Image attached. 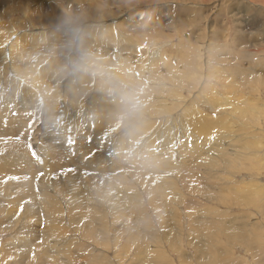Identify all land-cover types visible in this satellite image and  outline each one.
<instances>
[{
	"label": "rangeland",
	"instance_id": "374dc122",
	"mask_svg": "<svg viewBox=\"0 0 264 264\" xmlns=\"http://www.w3.org/2000/svg\"><path fill=\"white\" fill-rule=\"evenodd\" d=\"M27 1L33 9H43V7L51 6L52 4L57 6L62 5L66 8V4L62 0ZM79 1H82L80 6H83V4L101 6L100 8H102V11H100V14L97 12V14H102L101 17L105 19L108 17L107 19H111V21L108 22L107 27L96 24L95 31L92 32L81 28L69 32L70 35L68 36L64 51L59 55L61 63L53 67L49 65V58L34 60L37 53L22 57L23 59L31 60L33 68L46 64V68L51 69L55 74L56 80L54 84L50 86L49 94L46 97L40 94L29 82L23 81L24 79H16L7 65L9 62L8 49H6L7 45L12 42L18 30H20L16 25H23L24 22L13 20L15 18L17 19L18 15L0 18V51L3 53L0 56V123L5 122V127L7 126L10 128V126L13 127L16 125L14 122L21 123L23 120L24 123L22 124V128L25 123L28 127L18 138H14L15 141H13V137H11L12 139L8 137L5 140L12 142V144L14 142L15 144H19L17 139H25L26 146L24 150L18 145H11L9 149L7 148L5 150L4 148L1 149L0 173H4L8 168L11 170L13 165H17L16 163L18 162L22 163V160L27 159L30 162V167L28 168L37 170H32L30 172H38L39 169L46 167L48 155L44 154H49V147L52 146L59 148L57 152L58 157H65L68 153L72 155L77 154L80 147L89 150L86 154V159L89 164L88 169H93V162L99 151H101V154L97 157L96 162L102 161V157L107 161H114V159L112 160L114 157L116 161L118 159L117 157L120 155L124 158L123 163H125L127 169L128 163H130L129 161H132L130 157L136 156L138 161L135 162L137 163L133 164L132 162L130 164L135 166L138 165L137 167L142 166L140 168H143V170L138 168L135 171L137 179L133 180L132 183L137 185L138 188L134 194H129V196L131 198L136 195L139 198L141 196L142 198L140 199L142 201L139 206H141L142 209L136 212L134 209L136 205L132 201L129 200L128 203H124L122 200L118 203L119 207H116V212L124 211V213L131 218V221L137 224L146 219L144 223L147 225L140 223L145 226L138 225L135 226L136 228H133L124 222L117 221L114 223L109 218L110 220L106 223L107 229L104 228L105 225L103 222V224L96 223L95 225L97 228L95 229V231L97 230L96 233L105 235L101 242H97L101 240L99 237H95L94 239L87 238V234L93 235L95 231L88 232L92 231L93 220L90 221L91 225L82 224L84 222L81 220L80 214L82 212L83 215V210L79 205L83 201V197H77L76 193L70 190H67V193H65L61 190L58 191V189L56 191L44 192L46 195H43L44 193L39 189L41 179H45V184L49 185L53 177H59L60 174L65 171L58 170L56 173H52L50 170H47V174L40 171L34 175L29 174L30 176L27 175L22 177V179L24 178L22 181V179L19 178L21 176L15 174V172L11 170L13 175L11 178L9 177V182L13 183L12 190H15L14 194L21 198L19 199L16 196L13 197V195L9 197L7 193L0 189V206L4 208L0 209V264H22L21 262L25 260L29 262L27 264H50L47 261H50L49 257H47L49 254H54L57 259L62 257L60 259L62 264H84V262L85 264L86 262L87 264H158L156 261L150 263L149 255L151 254L154 258H156L157 254L161 255L159 258L160 264H264V153L261 152L264 149V144H262V142L259 144V141L264 140V118L259 121L260 129L255 130L258 131L257 136L260 135L258 138L259 141L255 143L252 142L255 144L254 149L260 151V153H255L256 155H253V159L251 158L252 160H250V158H245L249 154L248 148L245 147L243 149L245 157L240 156L236 159L234 155H228L226 158L230 159L235 165V175L233 172L231 174L230 171L232 170L218 171V173H215L224 179L223 184H221L222 191H224L223 197H229L233 194L230 190L231 187H236L241 184V182H253L251 192L249 193L248 191L243 193V197H246V200L249 197L247 203L237 202L229 207V205L224 204L223 198L220 199V196H222L220 192L216 194V196L209 198L215 199L216 201L200 198L195 192H188L187 186L190 185H188L189 179H185L186 181L182 180L183 176L178 171L182 168L184 171L191 174L192 168L196 167L197 169L195 168L196 170H193L194 176L192 175V178L196 179L197 176L196 180H198L200 184L202 182V187L211 190L212 188L209 184L215 185L210 183V178H208L212 169L204 166V159L220 158L219 150L216 149L218 145L216 142L219 144L222 143L221 145L224 150L225 144H230L231 146L229 147L233 148L235 144L246 146L250 144L251 140L248 137L250 135L248 127L242 128L238 118L229 115L237 114L240 119H243L241 114L248 113L246 111L248 108V99L251 106L257 105L258 103L259 106L264 107V84L262 87H258L259 91L257 90L256 93H249V91L256 87V76L264 82V53L261 55L259 53V47L261 46H257L264 42V4L257 2V0H255L256 2L254 0H206L209 4H202V1L196 2L198 0H193V2H188L190 4L187 3L182 5V7L187 8V10L192 13L190 17L198 19L199 23L195 26L187 27L183 34L177 35L174 39L175 41L158 42V40L163 38L166 39V35L174 27L171 24H166L169 21H165L162 15L166 14L171 18H176L177 9L180 6L178 3H162L153 0H144V2L139 3L140 0H137V4L130 6L132 3H135L134 0ZM11 4L14 5L13 0H6L4 10H8ZM77 5L79 4L75 6ZM167 5L169 7L168 10L160 13L159 10L166 9L164 6L167 7ZM228 5L230 6L228 7ZM22 6L24 8L23 13H28V9L25 7L26 5L23 3ZM208 15L209 18L207 20L204 19L205 16ZM82 17L87 18L85 15H82L81 18ZM258 24L261 26H258ZM32 26L36 28V31L33 33L34 36H36L39 41H42L45 37V33H39L41 30H39L40 28L36 21H32ZM57 28H55V30H58L57 33L59 35L53 33L52 36L55 35L54 38L57 39V41H66V39L60 38L62 33H59V31H61L63 27L60 26ZM28 30H30V28H28ZM176 30L177 27L173 29L174 32ZM211 30L218 36L219 41L216 42L219 43L221 47L224 46L223 49L226 50L225 52L220 50V52L226 55L225 57L228 58L227 60L234 59L231 65L219 61L218 59L213 61V65L215 64L214 67L218 66L221 70L227 69L226 66H233L231 73L223 76L209 75L208 69L210 63L207 60V55L209 54L207 44L210 42L208 38L211 34ZM232 30L236 31L234 32ZM262 34L263 36H261ZM198 35H201V39L197 37ZM186 40L188 44L190 43L189 47L191 49L188 48L189 50L184 54L182 53V46ZM237 43H242L245 47L247 45V50L251 49L249 52L252 53L248 54L247 60L244 56L243 59H241L240 54L242 52L240 51L239 53V44L237 45ZM68 47H70V52L67 50ZM194 48H202L200 53H198L199 56L196 54L197 51L194 54L192 53V51L194 52ZM156 53L161 54V56L159 59L153 61ZM163 54H167L166 56L168 58L172 57L169 55H173L174 58L167 60L166 56ZM222 56L224 57V55ZM231 56L234 57L232 58ZM165 61L169 64V68L162 65ZM147 62L148 65H146ZM149 64L153 65V67H150ZM252 64H254L255 71L252 69ZM79 69L87 74V80L81 81L79 77L76 76ZM150 69L151 71L160 70L161 72L159 75H162V79L152 82V78L155 77V75L151 77L146 75V71L148 73ZM143 73L145 74V78H141ZM128 76L129 78H127ZM146 80H149L152 84L150 92V86L145 82ZM16 84H19L18 90L26 89V92L34 94L31 98L24 97L27 103L26 101L23 102L24 99L21 98L22 94L16 95ZM99 85L100 89L98 88ZM245 85L247 87H245ZM191 87L194 92L192 95L199 93V97L193 110L188 114L192 125L190 131L186 128L187 126L184 124L183 119H181L183 117L180 115L185 107L191 104L190 100L193 97L192 95L190 96V100L186 102L187 106L184 104L181 105L180 101L183 97L187 96V92ZM106 88L126 95L127 99L122 96H115V102H112L109 107L112 111L119 110L120 112L118 114L109 113L106 118L102 119L99 117L96 110L90 108V102L99 100L101 95L106 94L102 92ZM180 88L179 96H176L175 91ZM68 89L73 90V93H80V95L76 97L77 102H74L68 97ZM150 94L154 97H151ZM144 96L146 102H152V106H143ZM49 98H52L53 103L56 104V108H52V103L48 104ZM217 99H221L219 106L209 109L210 104L214 103ZM2 101L5 103L3 104ZM234 102H238L236 107L232 106ZM23 103L25 104L23 105ZM26 104L29 105L26 106ZM120 104H127L129 106L128 110H121L119 107ZM46 109H50L52 115H54V113L58 114V125H65L63 120L66 115L70 117L74 116L77 123L74 125V128L71 127L68 130L63 129L62 132L61 130L57 132L53 129L52 133L51 128L46 130L45 127L46 119L43 111H46ZM199 111L203 113L212 112L211 118L219 124L214 129L213 135L216 138L219 137L224 140H219L221 141L219 142L210 140L212 137H210V139L207 137L208 140L205 141L206 145L203 143L207 148L202 143H199L202 146L198 145L201 147V153L203 151L206 152V150L208 152L207 155V152L202 153V158L200 157V153L196 152L191 144V139H193L194 143V139L198 133L194 123L197 112ZM128 114L130 117H128ZM178 115L180 117H178ZM26 116L28 118H25ZM171 117L173 119L171 124L170 122H163L164 119H166L165 121H170ZM2 119L3 121L1 122ZM94 119L99 121L101 125L106 128L101 137L100 134L96 137L94 135L96 127ZM12 121L13 124H10ZM227 123L235 125L234 129L230 127L232 130L230 129L224 132L225 136H227V132L231 134L227 136L230 142H227V138L222 135V126L224 125L226 127ZM84 128H88V130L82 134ZM112 128H114L112 132L108 131V129L110 130ZM54 132H57V134ZM49 134L50 136H48ZM164 134H166V136ZM31 135L32 138L27 139V137ZM126 135H131V138L128 137V139L130 138L131 142L133 141L134 144L131 145L130 149L126 148L124 150L125 152L123 151L121 155V153L119 154V152H117L116 147L120 139L125 140V137L127 138ZM56 136L59 140H57ZM64 136L67 140L65 141L66 144H64L62 138ZM47 137H51L52 139H48ZM166 137H168L169 140H167L169 143L165 140ZM186 139L187 141H185ZM54 140L57 141L55 142ZM52 141L55 142V144ZM225 141L227 143H225ZM57 142H60V144H57ZM43 147L44 150L40 151ZM67 147H70L71 150L69 149L66 151ZM166 147L167 149L164 150ZM189 147L191 148L187 149ZM248 147L251 148V146ZM160 148L162 150H160ZM61 150L62 153L60 152ZM146 150H148V152H146ZM237 150H240V148ZM24 151H27V153ZM250 151H252V148ZM209 153L213 154L211 155ZM10 154L15 158L11 159ZM39 154L42 157H40ZM218 154L219 156H217ZM19 155L21 158H26L27 156V159H21ZM148 155H153V157L156 158V160H153L154 166L151 167L155 171L153 180L164 179L168 182V180L172 179L173 186H175L177 193L176 196L184 198H181V202H178V204L176 202L178 198L174 200L175 204L169 202L166 204L164 198H158L155 203L152 202V193L155 190V183L150 181V177L144 181L149 175V168L146 165V161L148 165L153 162L143 158ZM140 156L143 158V161ZM32 158L35 159V162ZM50 158L52 159V157ZM164 158L168 160L171 158L170 161H168L170 163ZM18 159L19 161H17ZM86 159L83 162H85ZM126 159L127 161L125 162ZM199 159H201L202 162L198 161ZM26 163L27 161L23 162L20 168H23V165L25 166ZM36 164L43 165L39 166ZM163 164H165V167H167L166 165H171V169L169 168V170L163 171ZM172 164L174 165L172 166ZM187 164H189L190 167H187ZM34 166L35 168H33ZM226 166L227 165L224 164L225 168ZM204 168H206V171ZM26 173L29 172L26 170ZM113 174L118 178L122 176L118 171H114ZM225 174L231 175L228 179H225ZM2 178L3 177L0 176V179ZM202 178H204V184ZM14 179H16L17 182H15ZM29 179L32 180L31 182H33V185L36 184L35 188L32 189L34 192L33 195L31 191H25V187H23L26 186L25 183ZM173 186L169 185L170 188ZM36 187H38L37 191ZM23 193H25L24 195L29 194V196H24ZM116 194L117 201L96 202L95 208L103 212L109 207H112L111 205L114 206L119 201V192H117V188ZM47 196H51L50 199L60 205V210L64 211V209L70 208L71 205L76 206L77 210L79 209L75 214V219L71 220L67 218L66 213L68 209L63 215L60 213L61 216L56 218L57 228L60 231L57 235L60 234L61 237L58 240H49L45 238L46 236L49 238L51 236L49 234L50 229H54V225H51L49 228L47 224H45V218L43 216V208H45L44 206H48ZM8 199H10L11 202H8ZM20 201L25 205L31 206L32 213L28 210L17 208ZM93 201L94 200L91 199L89 203L93 204ZM160 205H163L164 212H159L157 210V207ZM126 209H128V211ZM10 212L12 213L9 214ZM138 217H140V219ZM106 219L108 220V218ZM148 221H150V224ZM98 227H101V230ZM29 228L30 230H28ZM46 229H49V235L45 234ZM226 229L235 232V234H233L235 237L233 236L234 238L232 240L229 239L227 234H222V231ZM34 239L37 240L35 241ZM19 244H21V246H19ZM70 245L73 247L68 249ZM148 248L149 250H146ZM63 251L66 256H69L66 260H64V256L59 255V253L62 254ZM148 252L150 253L149 255ZM19 260L21 261L19 262ZM23 264H25V262Z\"/></svg>",
	"mask_w": 264,
	"mask_h": 264
},
{
	"label": "bare ground",
	"instance_id": "6f19581e",
	"mask_svg": "<svg viewBox=\"0 0 264 264\" xmlns=\"http://www.w3.org/2000/svg\"><path fill=\"white\" fill-rule=\"evenodd\" d=\"M5 1L6 0H0V18H4V17H7V16H10V15H18L17 19H13L14 21H22L24 22L23 25H16L20 30H18L17 32V35L14 36V39L12 40V42L10 44L7 45V53H8V63L7 65L9 66L10 68V71L11 73L16 77V79H19V80H22L24 79L23 81H26V82H29L33 87H35L40 94H42L44 97L48 96L49 94V88L51 85L54 84L55 80H56V76L55 74L53 73V71L51 69H47L46 68V64L44 65H41V66H37L35 68L32 67L31 65V60H26V59H23L22 57L23 56H26L28 54H32V53H37V55L34 57V60H38V59H41V58H49V65L51 67H53L54 65L58 64V63H61V59L59 58V55L64 51V48L66 46V43H67V39H68V36L70 35L69 32L71 31H76L78 28H81V29H87L89 30L90 32L92 31H95V25L96 24H101L102 27L106 26L107 27V24L109 21H111V19H105L104 17H101V15H98L97 12H99L100 14V11H102V8H100L99 6L95 5V6H92L91 4H83V6H80V4H82V1H79V0H62L65 4H66V8H64L62 5L60 6H57V5H54L52 4L51 6H45L43 7V9H39V8H32L29 4V2L27 0H13L14 1V5L11 4L10 8L8 10H4V5H5ZM98 1V0H97ZM135 3L131 4L130 6H133L135 4L138 3L137 0H134ZM151 1V0H149ZM153 1H157V2H162V3H169V2H176L178 3L179 7L177 9V15H176V18L175 17H169L167 16L166 14L165 15H162V18L165 20V21H169L168 23L166 24H171L172 26H174L170 31L169 33L166 35V39H161V40H158L159 41H170V40H174L178 34H183V32H185L186 28L189 27V26H195L197 25L199 22H198V19H195V18H191L190 15H192L191 12H189L187 10V8H183L182 5H185L187 4L188 2H193V0L189 1V0H153ZM202 1L201 3L202 4H209L208 2H206V0H198L196 2H200ZM205 1V2H203ZM220 1V0H219ZM227 1V0H226ZM231 1V0H230ZM255 1V0H254ZM71 2V3H70ZM107 2V1H106ZM116 2V1H115ZM133 2V1H132ZM144 2V0H140L139 3H142ZM215 2V1H213ZM218 2V1H217ZM225 2V1H224ZM237 2V1H236ZM256 2V1H255ZM257 2H260L262 4H264V0H257ZM25 4L26 6V9H28V13H23L24 12V8L22 6V4ZM79 4L77 6H75L74 4ZM228 3V2H227ZM230 3V2H229ZM129 4V2H128ZM190 4V3H188ZM219 4V3H218ZM245 4V2H244ZM193 5V4H192ZM212 5V4H211ZM216 5V4H215ZM222 5V3H221ZM224 5V3H223ZM194 6V5H193ZM201 6V5H200ZM203 6V5H202ZM214 6V5H213ZM220 6V5H219ZM230 5H228L229 7ZM236 6V5H235ZM245 6V5H244ZM163 7V6H162ZM185 7V6H184ZM216 7V6H215ZM222 7V6H220ZM225 7V6H224ZM126 8V7H125ZM164 8L166 9H162V10H159L160 13L164 12V11H167L168 10V5L167 7L164 6ZM176 8V7H175ZM204 8H205V5H204ZM212 8V7H211ZM236 8V7H235ZM216 9V8H215ZM228 9V8H227ZM243 9V8H242ZM245 9V8H244ZM127 10V9H126ZM207 10V9H206ZM209 10V9H208ZM221 10V9H220ZM202 11V9H201ZM204 11V10H203ZM218 11V10H217ZM225 11V10H224ZM104 12V10H103ZM219 12V11H218ZM222 12V11H220ZM227 12V11H226ZM230 12V11H229ZM232 12V11H231ZM264 12V11H263ZM207 13V11H206ZM224 13V12H223ZM251 13V12H249ZM211 14V13H210ZM209 14V15H210ZM214 14V13H213ZM217 14V12H216ZM246 14V13H245ZM248 14V13H247ZM82 15H85L87 16L86 17H82ZM209 15L208 16H205L204 19H208L209 18ZM215 15V14H214ZM221 15V14H219ZM217 15V16H219ZM230 15V14H229ZM212 16V15H211ZM224 16V15H223ZM222 16V17H223ZM187 17H190V18H187ZM202 17V16H200ZM215 17V16H214ZM213 17V18H214ZM225 17V16H224ZM105 20H104V19ZM110 18V17H109ZM113 18V16H112ZM203 18V17H202ZM227 18V17H226ZM264 19V18H263ZM125 20V19H124ZM201 20V18H200ZM205 20V21H206ZM210 20V19H209ZM224 20V19H222ZM32 21H36L37 24L39 25V30H41V32H39L40 34H44L45 33V37L43 38L42 41H39L38 38L36 36H34V32L36 31V28H34L35 26H32ZM88 21V22H87ZM219 21V20H218ZM217 21V22H218ZM236 21V20H235ZM216 22V21H214ZM222 22V21H220ZM227 23V22H225ZM234 23H237V22H234ZM239 23V22H238ZM34 24V23H33ZM81 24V25H80ZM216 25V24H215ZM239 25V24H238ZM260 24H258L259 26ZM63 27V29L61 31H59V33L61 32L62 34L60 35V38H64L66 39V41H57V39L54 38L53 33H57L58 30H55V28L57 27ZM261 26V25H260ZM177 27V30L174 32L173 29ZM217 27V26H215ZM234 27V26H233ZM264 27V26H263ZM28 28H30V30H28ZM235 28V27H234ZM247 28V27H246ZM58 29V28H57ZM53 30V31H52ZM69 30V31H67ZM249 30V29H248ZM46 31V32H45ZM234 31V30H232ZM236 31V30H235ZM234 31V32H235ZM258 31V30H257ZM239 32V31H238ZM237 32V33H238ZM260 33V32H259ZM58 34V33H57ZM37 35V34H35ZM59 35V34H58ZM263 36V34L261 35ZM199 39H201V35H198L197 36ZM243 37V36H242ZM81 39V38H80ZM186 39V38H185ZM237 39V37H236ZM235 39V40H236ZM208 40L210 41L208 45V51H209V54L207 55V49H206V55H207V60L209 61L210 63V67H209V75L210 76H223L225 74H228V73H231L232 71V68L233 66L231 67H227V69H223L221 70L218 66L214 67L213 65V61L215 59H218L219 61H222L224 63H228L229 65H231L234 61V59L232 60H227L228 58H226L225 54H222L220 52V50H223L224 52L226 50H224V46L221 47L219 43H217L216 41H219L218 40V36L214 33V31L211 30V34L208 38ZM233 40V39H232ZM234 40V42H235ZM240 40V39H239ZM175 41V40H174ZM241 41V40H240ZM249 41V39H248ZM259 42V41H258ZM257 42V44H258ZM163 43V42H162ZM166 43V42H165ZM244 43V42H243ZM251 43V41H250ZM141 44V42H140ZM158 44V43H157ZM173 44V43H172ZM190 44V43H189ZM189 44L187 42V40L184 42L183 44V50H182V53H187V51L189 50L188 48L189 47ZM225 44V43H224ZM239 43H237L238 45ZM256 44V45H257ZM236 45V46H237ZM255 45V46H256ZM226 46V45H225ZM230 46V45H229ZM257 46H261L259 47V53L262 55L264 53V42L258 44ZM169 47V46H168ZM247 47V45H246ZM245 46L241 44L238 45V51L240 53V51L242 52L240 54V57L241 59H243V56L246 58V60L248 59V54L249 53H252V52H249L251 49H246ZM249 47V46H248ZM207 48V47H206ZM191 49V48H190ZM226 49V48H225ZM232 49V48H231ZM68 52H70V47L67 48ZM160 50V49H159ZM178 50V49H177ZM202 50V48H194V52L192 51V53H196L197 51V55L199 56L198 53H200V51ZM230 50V49H229ZM257 50V49H256ZM235 51V50H234ZM161 52V51H160ZM191 52V51H189ZM258 52V51H257ZM172 53V51H171ZM174 53V52H173ZM3 53L0 51V56L2 55ZM157 54V55H156ZM155 54V57L153 58V61L155 59H159L161 54L159 53H156ZM224 55V57L222 55ZM229 54V53H228ZM232 54V53H231ZM164 55V54H163ZM167 55V54H166ZM164 55V56H166ZM177 55V54H176ZM188 55V54H187ZM185 55V56H187ZM230 55V54H229ZM169 56H172L170 58H174L173 55H169ZM184 56V55H183ZM208 56H209V59H208ZM235 56V55H234ZM233 56V57H234ZM237 56V55H236ZM232 57V56H231ZM232 57V58H233ZM167 60H169L170 58H168L166 56ZM164 59V58H163ZM176 59V57H175ZM188 59V58H187ZM162 61V60H161ZM164 61V60H163ZM251 61V60H250ZM0 62H1V57H0ZM187 62V61H186ZM152 63V62H151ZM161 63V62H160ZM219 63V62H217ZM162 64V63H161ZM255 64V63H254ZM254 64L252 69L255 71V67H254ZM145 65V64H144ZM148 65V62L147 64ZM150 65V64H149ZM164 66L168 67L169 68V64L165 61V63L163 62ZM219 65V64H218ZM258 65V63H257ZM264 65V64H263ZM153 67V65H150V67ZM162 67V66H161ZM218 67V69H217ZM262 67V66H261ZM264 67V66H263ZM142 69V68H141ZM259 69V68H258ZM261 69V68H260ZM144 70V69H143ZM148 70V69H147ZM153 70V69H152ZM157 70V69H155ZM146 71V70H145ZM154 71V70H153ZM151 71V69L149 70V72L147 73L146 71V75L151 77V76H154L152 78V82L154 81H157V80H161V76L162 75H159V73L161 72L160 70H157V71ZM144 73H143V76L141 78L144 77ZM156 75H159V76H156ZM76 76L79 77V79L81 81H85L87 80V74L83 71H81L79 69L78 73H76ZM129 78V76L127 77ZM145 78V77H144ZM255 81H256V87L249 91V93H256L257 90L259 91L258 87H262L264 82L263 80H260L257 76L255 77ZM149 86H150V89H149V92L151 90V83L149 80H146L145 81ZM18 86L19 84H16V95H20L22 94L21 98L24 99V97L26 98H31L33 97L34 94L32 93H29V92H26L27 90L26 89H21V90H18ZM245 87H247L245 85ZM98 88L100 89V85L98 86ZM264 89V88H263ZM26 90V91H25ZM180 89H176L175 93H176V96H179V93H180ZM142 91H143V88H142ZM206 91V90H204ZM102 92L106 93V94H103L100 96V99L99 100H94L92 102H90V108L92 110H96L97 113L99 114V117L104 119L106 118V116L109 114V113H113V114H118L120 111L119 110H114L112 111L110 109V105L112 104V102H115L114 100V97L115 96H122V97H125L127 99V96L126 95H123L122 93H118V92H115V91H112V89L110 88H106L105 90H103ZM110 93V94H109ZM193 88L191 87L188 92H187V96L186 97H183L180 101L181 105H186V102L188 100H190V96L193 94ZM199 94V93H198ZM198 94H194L192 95V99L190 100V105L188 107H185L184 111L182 112V114L180 115L181 119H183V122L184 124L187 126L186 128H188V130L191 131V128H192V125L190 123V120H189V116L188 114L193 110L195 104L198 102ZM80 93L78 92H74L73 93V90L71 89H68V97H70L74 102H77L76 100V97L79 96ZM151 97H154L152 94H150ZM1 98V97H0ZM26 99L23 100V102H25ZM220 101L221 99H217L215 100L214 103H211L210 104V107L209 109H213L215 108L216 106H219L220 104ZM259 101V100H257ZM3 102V101H2ZM128 102V101H127ZM248 102V108H247V112L248 113H245V114H241L243 119H240L237 114L236 115H229V116H233V117H236L238 118V121L241 123L242 125V128L243 127H248V130H249V133L250 135L248 136L251 140L250 144L248 146H251L252 148V151H250L251 148H249L248 146L246 145H240V144H235L234 145V148L233 147H229L231 146L229 143V145L225 144V150L222 148V143L219 144L218 142H216V144H218L216 146V149L219 150V154H220V158L218 159H204V166L207 167V168H211L212 169V172H210L208 178H210V183H213L215 185H210V187L212 188L211 190H208V189H204L202 187V182L201 184L199 183L197 179V176H196V179L195 178H192V175L194 176L193 174V170H196L195 168H192V173L190 174L189 172L187 171H184L182 168L180 170H178L182 176H183V179L182 180H185V179H189V183L187 186L188 188V192H195L196 194L199 195L200 198H203V199H207V200H212V201H216L215 199H209V198H212L213 196H216V194H218L219 192L221 193L222 196H220V199L223 198V202L224 204L226 205H229V207L231 205H233V203H237V202H240V203H247L248 199L246 200L244 197H243V193L245 192H248L249 193L251 192L252 190V187H253V182H241V184H239L238 186L236 187H231L230 190L231 192H233L232 195H230L229 197H223V192L222 191V186L221 184H223L224 182V179L222 177H220V175L218 174H215V173H218V171L222 172L224 170H232L230 171L231 174L232 172L234 173V175L236 174L235 170H236V167L235 165L233 164V162L230 160V159H226L228 155H234L235 158L237 159L238 157L242 156V157H245L244 156V152H243V149L246 147L248 148L249 150V154L245 157V158H250V160L253 159V155H256L255 153H260V151L254 149V146L256 141H259L258 138L259 136H257L258 134V131H255V130H259L260 129V126H259V121L262 120L264 118V107H261L258 105L255 106H251L250 103H249V99L247 100ZM260 102V101H259ZM5 102H3L4 104ZM27 103V101H26ZM52 103V108H56V104L53 103V100L52 98H49L48 99V104H51ZM129 103V102H128ZM22 104V103H21ZM25 103H23L24 105ZM130 104V103H129ZM238 104V102H234L232 104V106L236 107ZM29 105V104H28ZM26 104V106H28ZM144 107H150L152 106V102L150 101L149 103L145 101V96H144ZM187 106V105H186ZM120 109L121 110H128L129 106L127 104H120ZM19 109V108H18ZM22 109V108H21ZM28 110V109H27ZM24 111V109H23ZM25 113V111H24ZM258 113V114H257ZM43 114L45 116V119H46V123H45V127H46V130L51 128V131L53 133V129H55L57 132H59L63 129H70L71 127L74 128V125L77 123V120H75V117L72 116L70 117L69 115H66L63 122H65V125H58L57 124V119H58V114L57 113H54V115H52V112L50 109H46V111H43ZM249 115V116H247ZM259 115V116H258ZM174 116V115H173ZM178 115V117H180ZM128 117H130V115L128 114ZM177 117V116H176ZM212 117V112L210 113H203V112H197V115H196V118H195V123H194V126L196 127L197 129V136L195 137L194 139V143H193V139L191 144H192V147L193 149L200 153V157L202 158L203 156L202 153H204L205 151H203L201 153V150L200 148L202 147L199 143H205V141H207V137H212L210 140H215V141H224L222 139H220L219 137H214L213 135V131L214 129L217 127V125H219L217 122L213 121V119L211 118ZM1 118V117H0ZM25 118H28L27 116ZM15 120V119H14ZM26 120V119H25ZM71 120V121H70ZM95 120V119H94ZM166 119L163 120L164 123H169L171 124L172 122V117H171V120L170 121H165ZM3 121V119L1 120V122ZM11 121V120H10ZM70 121V122H69ZM178 121V120H177ZM242 121V122H241ZM9 122V120H8ZM182 122V124H183ZM16 123V125H14L13 127L10 126L9 127H5V122L3 123H0V140H4V141H0V152H1V149L4 148L5 149H9L10 146H14V145H18L20 146L23 150H24V147L26 146V141L25 139H17L16 141L19 142V144H15V142L12 144V142H9V141H5L8 137H13L14 138H18L23 132H25L28 127L26 125V123L24 124L23 128H22V124L24 123L23 120L21 121V123L19 122H14ZM29 123V122H28ZM70 123V124H69ZM95 123H96V127H95V130H94V135L95 137L100 134V137L103 135V131H105V127H103L101 125V123L97 120H95ZM10 124H13V121L12 123L10 122ZM30 126V125H29ZM173 127V126H172ZM182 127V126H181ZM228 129H227V128ZM226 127L223 125L222 126V135H224V137L227 138V136H230L231 134L229 132L226 133L227 136H225L224 132L226 130H230L231 128L234 129L235 128V125L232 124V123H227ZM231 127V128H230ZM22 128V129H21ZM175 128V126H174ZM114 128L112 129H108V131L112 132ZM166 129H170V128H166ZM173 129V128H172ZM231 129V130H232ZM45 130V131H46ZM54 130V131H55ZM86 130H88V128H84L83 131H82V134L83 132H86ZM127 130V129H126ZM165 130V129H164ZM175 130V129H174ZM179 130V128H178ZM124 131V130H123ZM121 131V132H123ZM168 131V130H167ZM166 131V132H167ZM170 131V130H169ZM173 131V130H171ZM184 131V130H183ZM186 131V130H185ZM57 132L55 134H57ZM64 132V131H63ZM174 132V131H173ZM47 133V132H45ZM74 133V132H72ZM128 133V132H127ZM171 133V132H170ZM180 133V132H179ZM185 133V132H184ZM62 134V133H61ZM81 134V133H80ZM175 134V133H174ZM182 134V133H180ZM43 135V134H42ZM166 136V134H164ZM172 135V133H171ZM183 135V134H182ZM40 136V135H39ZM47 136V135H46ZM45 136V137H46ZM50 136V134L48 135ZM62 136V135H61ZM127 136V135H126ZM42 137V136H41ZM60 137V136H59ZM83 137V136H82ZM128 137L131 138V135L127 136V138L125 137V140H121L118 142V145H117V152H119V154L121 153V155L123 154L122 152L126 149V148H129L131 147L132 144H134V142L132 141L131 142V139ZM164 137V136H163ZM186 137V136H184ZM9 138V139H10ZM31 139L32 138V135L27 137V139ZM48 138V137H47ZM51 138V137H50ZM48 138V139H50ZM57 138V136H56ZM63 140H64V144H66L65 141L66 138L65 136L62 137ZM216 138V139H215ZM12 139V138H11ZM46 139V138H45ZM52 139V138H51ZM84 139V138H83ZM168 137L165 138V140H167ZM174 139V138H172ZM184 139V138H183ZM57 140H59V138H57ZM56 140V141H57ZM169 140V139H168ZM167 140V141H168ZM182 140V139H181ZM200 140V141H199ZM15 141V139L13 140ZM55 141V140H54ZM55 141V142H56ZM85 141V140H84ZM125 141V142H124ZM171 141V140H170ZM187 141V139L185 140ZM214 141V142H215ZM219 141V142H221ZM227 142H230V139L227 138L226 139ZM225 141V143H227ZM45 142V141H44ZM49 142V141H48ZM53 142V141H52ZM55 142H53L55 144ZM253 142V143H252ZM261 144H264V140H261L259 141ZM42 143V142H41ZM51 143V142H49ZM68 143V142H67ZM169 143V141H168ZM187 143V142H186ZM224 143V142H223ZM33 144V143H32ZM44 144V143H43ZM57 144H60V142ZM63 144V142H62ZM164 144V143H163ZM162 144V145H163ZM194 144V145H193ZM53 145V144H52ZM161 145V146H162ZM198 145H200L201 147H199ZM204 145V144H203ZM206 145V143H205ZM204 145V146H205ZM220 145V146H219ZM36 146V144H35ZM43 146V145H41ZM57 146V145H56ZM165 146V145H164ZM169 146V145H168ZM219 146V147H218ZM227 146V147H226ZM233 146V145H232ZM19 147V148H20ZM30 147V145H29ZM49 147V146H48ZM206 147V146H205ZM214 147V145H213ZM218 147V148H217ZM32 148V147H31ZM64 148V147H63ZM191 147L187 148V149H190ZM207 148V147H206ZM211 148V147H210ZM238 148H240V150H237ZM70 149V147H67L66 148V151H68ZM159 149V148H158ZM167 147L164 149L166 150ZM175 149V148H174ZM204 149V148H203ZM212 149V148H211ZM3 150V151H4ZM12 150V149H10ZM16 150V149H15ZM22 150V151H23ZM44 150V147L43 149L41 148L40 151ZM47 150V149H46ZM71 150V149H70ZM128 150V149H127ZM160 150H162L160 148ZM184 150V149H183ZM213 150V149H212ZM14 151V150H13ZM59 151V148L58 147H55V146H52V147H49V154H44V155H48L47 157V165L45 168L43 169H39L38 172H44L45 174H47V170H50L52 173H56L58 170H61V171H65V172H62L60 174L59 177H53L52 180H51V183L49 185H46L45 182L46 180L45 179H41L40 180V183H39V189L41 192H47V191H56L58 189V191H64L65 193H67V190H70L71 192H75L76 193V196L77 197H83L82 198V202L80 203V207H82V210H83V215H82V212H81V220H83L84 223L82 224H85V225H88L90 224L91 220L92 223H93V228H92V231H88V232H94L95 229H97L95 227L96 223H101L103 224L104 223V228L107 229L106 227V223L111 219V221H113L114 223H116L117 221H120V222H124L125 224H129L130 226H132L133 228H136L135 226H138V225H141L140 223H144V221L146 222V219L143 220L142 222H140L139 224L131 221V218L128 217V215H126L124 213V211L120 212H116V207H119L118 206V203H120L122 200L124 203H128V201H132L136 207L134 208L136 210V212H139L142 207L139 206V204L141 203V199L142 198L140 196V198L136 195L134 196L133 198H131L129 196V194H134V192L137 191V188L138 186L135 185L134 183H132L133 180H136V170L140 167H137L138 165H132L130 163L133 162V164L137 163L135 161H138V158L136 156H132L130 157L132 159V161L128 160L130 163H128V169L126 168L127 166L125 165V163H123V160L124 158L121 157L120 155L117 157L118 159L115 161L116 158H112V160L114 159V161H107V160H104V158L102 157V161L100 162H96V159L97 157L101 154V151H99L97 157L94 159V166H93V169L92 168H89L88 169V161L86 159V154L88 153L89 150H86L82 147H80L79 149V152L77 154H67V156H63V157H58L57 156V152ZM130 151V150H128ZM159 151V150H158ZM191 151V150H189ZM210 151V150H209ZM215 151V149H214ZM11 152V151H10ZM25 153H27V151H24ZM36 152V151H35ZM62 153V150L60 151ZM125 152V151H124ZM146 152H148V150H146ZM165 152V151H164ZM185 152V151H184ZM207 152V150H206ZM205 152V153H206ZM264 153V149L261 151ZM12 153V152H11ZM16 153V152H15ZM14 153V154H15ZM22 153V152H21ZM38 153V152H37ZM35 153V154H37ZM216 153V152H214ZM218 153V152H217ZM252 153V154H251ZM23 154V153H22ZM106 154V153H105ZM162 154V152H161ZM160 154V155H161ZM180 154H181V151H180ZM208 154V152L206 153V155ZM211 154V153H209ZM213 154V153H212ZM211 154V155H212ZM219 154L217 156H219ZM6 155V154H5ZM11 155V154H10ZM21 155V154H20ZM19 155V156H20ZM27 155V154H26ZM165 155V154H164ZM216 155V154H215ZM2 156V155H1ZM32 156V155H31ZM36 156V155H35ZM40 156V154H39ZM129 156H130V152H129ZM163 156V155H162ZM177 156V155H176ZM205 156V155H204ZM11 155V159H14L15 157H13ZM23 157V156H22ZM29 157V155H28ZM42 157V156H40ZM52 157V159L50 158ZM55 157V159H54ZM141 157V156H140ZM210 157V156H209ZM216 157V156H215ZM4 158V157H3ZM6 159H8L7 157H5ZM17 158V156H16ZM19 158V157H18ZM21 158V156H20ZM19 158V159H20ZM24 159H27V156L26 158L23 157ZM21 158V159H23ZM44 158V157H43ZM101 158V157H100ZM107 158V157H106ZM110 158V159H111ZM142 158V157H141ZM145 158L146 160L149 159L150 161H153L154 159L156 160V158L153 157V155H148L146 157H143ZM143 158H142V161H143ZM172 158V157H171ZM166 159L167 162L170 161V159ZM183 158V156H182ZM252 158V159H251ZM257 158V156H256ZM19 159L17 161H19ZM30 159V157H29ZM45 159V158H44ZM86 159L85 162H83L84 160ZM144 159V160H145ZM32 160L34 161L35 159L32 158ZM43 160V159H41ZM174 160V159H173ZM12 161V160H11ZM16 161V159H15ZM27 161V163L25 164V166L23 165V168H20V166H22L23 162ZM90 161V160H89ZM92 161V160H91ZM127 161V159L125 160V162ZM165 161V160H164ZM176 161V160H175ZM198 161H201V159H199ZM3 162V161H2ZM8 162V161H7ZM10 162V160H9ZM21 162V161H20ZM35 162V161H34ZM145 162V161H144ZM143 162V163H144ZM166 162V163H167ZM202 162V161H201ZM45 163V162H44ZM45 163V164H46ZM152 164H149L148 165V162L146 161V165L147 167L149 168V175L148 177L145 178L144 181H146L147 178L150 177V181H152V183H155V190L153 191L152 193V202L155 203L156 200L158 198H164V202L167 204V202L169 203H174L175 204V199H177V204L178 202H181V197H177L176 196V190H175V186H173V181L172 179L171 180H168L165 181L164 179H158V180H153L154 178V175H155V171L151 168L154 166V161L151 162ZM165 163V162H164ZM170 163V162H168ZM172 163V162H171ZM2 164V163H1ZM13 164V162H12ZM17 165H10L12 166L11 170L15 172V174L21 176L19 178L22 179V177L24 176H27V175H31V174H36L38 172H30L34 169H30L28 167H30V162L27 160H22V163H16ZM224 164H226V168L224 167ZM3 165V164H2ZM1 165V166H2ZM36 165H39V164H36ZM35 165V166H36ZM43 164H40L39 166H41ZM145 165V163H144ZM174 164H172L173 166ZM5 166V165H4ZM35 166L33 168H35ZM167 167H165V164H163V171H166V170H169V168L171 167V165H166ZM175 167V166H174ZM187 167H190L189 164H187ZM197 167H201V166H197ZM8 168V167H7ZM38 168V167H36ZM1 169V168H0ZM4 169V168H3ZM141 170H143V168H140ZM171 169V168H170ZM176 169V167H175ZM174 169V170H175ZM201 169V168H200ZM205 171H206V168H204ZM210 169V170H211ZM11 170L8 168L7 170H5V172L3 173H0V176H2L3 178L0 179V189L3 190L5 193H7V195L10 197L13 195V197H15L16 195L14 194V191L15 190H12V182H9V177L11 178L13 173H11ZM26 170L27 172L29 173H26ZM68 170V171H67ZM203 170V169H202ZM3 171V170H1ZM34 171H37V170H34ZM116 172L118 171L122 176L121 177H116L113 172ZM96 172V173H95ZM197 173V172H196ZM228 173V172H227ZM231 174H228L226 175L225 174V179H228V177L231 175ZM29 175V176H30ZM114 175V176H113ZM207 175V174H206ZM43 176V175H42ZM45 176V175H44ZM207 177V176H206ZM174 179V178H173ZM203 179V184L205 183L204 182V178ZM15 182L16 179H14ZM13 180V181H14ZM24 180V178L22 179V181ZM50 180V179H48ZM32 180H27L25 185L26 186H23L25 187V191H31L32 192V195H33V190L35 188V185H33V182H31ZM186 181V180H185ZM201 181V180H200ZM206 181V180H205ZM21 182V181H20ZM37 182V181H36ZM207 183V182H206ZM20 184V183H19ZM206 184V185H208ZM236 184V183H235ZM24 185V184H23ZM170 186H173V187H169ZM175 185V184H174ZM205 185V186H206ZM15 186V185H14ZM116 188H117V192H119L118 194V197H119V201L117 202V204H115L114 206L111 205L112 207H109L108 209H106L105 211L103 212H100L98 208H95V203L96 202H104V201H117L116 197H117V194H116ZM201 188V189H200ZM38 187H36V191H37ZM151 189V188H150ZM173 189V191H172ZM233 189V191H232ZM23 191V190H22ZM229 191V190H228ZM48 192V193H49ZM226 192V191H225ZM235 192V193H234ZM13 193V194H12ZM39 193V192H38ZM62 193V192H61ZM20 194V193H19ZM25 193H23L24 195ZM6 195V196H7ZM22 195V194H21ZM43 195H46L45 193ZM181 195V194H180ZM245 195V194H244ZM264 195V194H263ZM262 195V196H263ZM24 196H29L28 195H24ZM61 196V195H60ZM179 196V195H178ZM17 198H19V196H16ZM51 196H47L46 198L47 199V203H48V206H44L45 208H43V213H44V218H45V224H47V226L50 228L51 225H54V229L51 230L50 229V232H49V229H46V232L45 234H49L51 235L49 238H47L48 236H46L45 238L46 239H49V240H58L60 237V234L57 235L58 233H60V231L58 230L57 228V224H56V218H58L59 216L63 215L66 210H67V218L68 219H75V214L77 213V210L76 209V206H70V208H66L63 210H60V205L56 202H54L52 199H50ZM21 198V197H20ZM19 198V199H20ZM29 198V197H28ZM38 198H42V197H38ZM58 198V197H57ZM24 200L26 199L25 198H22ZM31 199V198H29ZM68 199V198H67ZM93 199L94 201L92 202L93 204H90L89 201ZM184 199V198H183ZM5 200V199H4ZM13 200V199H12ZM16 200V199H15ZM228 200V202H227ZM6 201V200H5ZM56 201V200H55ZM174 201V202H173ZM8 202H11L10 199H8ZM259 202V201H258ZM40 203V202H39ZM221 203V202H220ZM12 204V203H11ZM69 204V203H68ZM1 205V204H0ZM220 205V204H219ZM10 206V205H9ZM12 207V206H11ZM79 207V208H80ZM89 207V209H88ZM227 207V206H226ZM17 208L19 209H23V210H28L30 211V213H32L31 211V206H28V205H25L23 204L21 201L18 203L17 205ZM0 209H4L2 206H0ZM62 209V208H61ZM17 210V209H16ZM128 211V209H126ZM157 210L159 212H164V207L163 205H160L157 207ZM1 211V210H0ZM12 212H10L9 214H11ZM61 213V215H60ZM132 213V212H131ZM15 214H16V211H15ZM14 214V215H15ZM13 217V216H12ZM108 218V220L106 219ZM110 218V219H109ZM140 219V217H138ZM78 219V218H77ZM106 219V220H105ZM105 220V221H104ZM103 222V223H102ZM149 224H150V221H148ZM176 222V221H175ZM36 223V222H35ZM38 223V222H37ZM91 225V224H90ZM147 225V224H145ZM145 225H141V226H145ZM1 226V225H0ZM30 227V226H29ZM17 228V227H16ZM99 229L101 227H98ZM103 228V229H104ZM87 229V227H86ZM26 230V229H25ZM30 230V228L28 229ZM32 230V229H31ZM37 230V229H36ZM48 230V231H47ZM101 230V229H100ZM97 231V230H96ZM95 231V234L91 235V234H87V238H101V240H98L97 242H101L103 240V238L105 237L104 234H99V233H96ZM110 232V231H109ZM34 233V232H33ZM39 233V232H38ZM86 233V232H85ZM106 233V232H105ZM108 233V232H107ZM14 234V233H13ZM12 234V235H13ZM48 234V235H49ZM214 234V233H212ZM222 234H227L229 239H233L235 236L233 234H235V232L231 231V230H224L222 231ZM238 234V233H237ZM42 235V234H41ZM230 235V236H229ZM34 236V235H32ZM40 236V235H39ZM214 236V235H213ZM234 236V237H233ZM13 237V236H12ZM16 237V236H15ZM20 237V236H18ZM22 237V236H21ZM29 237V236H28ZM64 237V236H63ZM23 238V237H22ZM25 238V236H24ZM27 238V237H26ZM36 238V237H35ZM19 239V238H18ZM241 239V238H240ZM10 240V239H9ZM25 240V239H24ZM35 240V239H34ZM37 240V239H36ZM35 240V241H36ZM89 241V240H88ZM96 242V241H95ZM16 243V242H15ZM31 243V242H29ZM211 243V242H210ZM11 244V243H10ZM210 245V244H209ZM208 245V246H209ZM12 246V245H11ZM19 246H21V244H19ZM47 246V245H46ZM8 247V246H7ZM16 247V246H14ZM25 247V245H24ZM45 247V245H44ZM71 247L73 246H69L68 249H70ZM148 247V246H147ZM46 248V247H45ZM213 248V247H212ZM146 250H149L146 249ZM9 251V250H8ZM45 251V250H44ZM61 251V250H60ZM10 252V251H9ZM24 253V252H23ZM59 253V252H58ZM47 254V253H46ZM150 253L148 252V255ZM14 255V254H13ZM48 255V254H47ZM59 255H62L64 256V260H66V258H68L69 256L64 253L61 254L59 253ZM16 257V256H15ZM24 257V256H23ZM49 257L50 261L47 260L50 264H62L60 259H57L56 256H54V254H49ZM161 257L160 254H157L156 258H154L151 255H149V260H150V263L153 262V261H156L158 264H160V260L159 258ZM25 258V257H24ZM48 259V258H47ZM148 260V261H149ZM21 260H19L20 262ZM58 261V262H56ZM25 262V264L29 263L27 262L26 260L25 261H22L21 263L23 264ZM64 264V263H63ZM85 264V262H84ZM87 264V262H86Z\"/></svg>",
	"mask_w": 264,
	"mask_h": 264
}]
</instances>
